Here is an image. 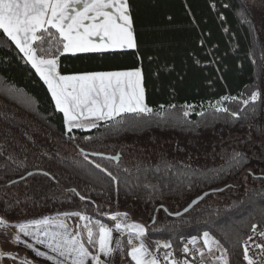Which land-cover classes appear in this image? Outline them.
<instances>
[{
    "label": "trees",
    "instance_id": "obj_1",
    "mask_svg": "<svg viewBox=\"0 0 264 264\" xmlns=\"http://www.w3.org/2000/svg\"><path fill=\"white\" fill-rule=\"evenodd\" d=\"M128 1L136 50L65 53L58 69L140 68L152 111L88 130L67 131L47 86L0 34V217L20 224L80 212L95 233V221L115 229L108 213L130 211L174 255L207 231L228 264H247L244 241L264 225V0ZM127 241L125 264H134Z\"/></svg>",
    "mask_w": 264,
    "mask_h": 264
},
{
    "label": "snow or ice",
    "instance_id": "obj_2",
    "mask_svg": "<svg viewBox=\"0 0 264 264\" xmlns=\"http://www.w3.org/2000/svg\"><path fill=\"white\" fill-rule=\"evenodd\" d=\"M0 34L19 49L26 63L31 65L47 86L55 108L64 115L68 132L73 128L97 127V121L113 119L122 113L152 111L145 103L142 73L139 69L77 75H61L57 71L58 57L65 53L74 55L136 47L127 0H0ZM45 43L48 44L47 48L44 47ZM38 51L46 55L38 56ZM53 51L55 55H52ZM258 97L259 93L253 92L249 100L255 102ZM243 103L247 104L249 101ZM88 120L92 122L86 125L84 121ZM96 167L100 168V165ZM107 174L111 176L110 172ZM80 198L85 199L83 196ZM65 215L78 216L82 221H87L81 226L86 231V237L79 233L74 235L64 221H51L47 218L16 225H10L0 218V228L9 226L17 228L13 243L18 245L22 243V234L23 237H31L36 245H43L49 249L55 255H48L36 249L33 244L25 243V247L34 251L37 256L52 261L53 264L67 262L108 264L103 258L111 257L113 254V229L97 220L94 233L90 226L92 223L90 217L80 212ZM118 217L121 219L115 224V229L127 230L130 233L127 241L131 245L128 256L134 264H190L187 260L183 262L176 260L174 251H165L161 259L158 255L160 249H172L171 242L156 241V248L149 250L140 239L146 235V227L139 223H127V213H116L111 215L110 219L117 221ZM39 224L49 227L41 229ZM256 227L252 226L254 234ZM53 228L55 230H51ZM256 235L264 238V232ZM133 236L140 239L139 244H133ZM200 239L193 236L184 245L182 252L192 255L193 260L199 255L203 264L205 251L196 248L193 252L188 246L191 244L195 247ZM202 240L209 254H212L215 248L221 253L217 260L222 261V264H228L227 249L223 248L219 240L207 231L203 232ZM120 247L118 242L115 248ZM253 247L256 252L254 256H250L249 249ZM4 257L5 254L0 251V258ZM8 258L15 259L11 256ZM243 258L247 264H264V243H258L255 236H249L244 241Z\"/></svg>",
    "mask_w": 264,
    "mask_h": 264
},
{
    "label": "crops",
    "instance_id": "obj_3",
    "mask_svg": "<svg viewBox=\"0 0 264 264\" xmlns=\"http://www.w3.org/2000/svg\"><path fill=\"white\" fill-rule=\"evenodd\" d=\"M127 2H128V6H129V1L127 0ZM129 10H130V7H129ZM130 13H131V11H130ZM131 17H132V15H131ZM132 21H133V19H132ZM133 29H134V25H133ZM134 36H135V31H134ZM135 41H136V47L135 48H132V49H130V48L119 49L118 48V49L109 50V51H106V52H118V51H126V50H136L137 47H138L136 36H135ZM94 53H101V52H94ZM66 54H71V53H66ZM76 54H81V53H76ZM71 55H73V54H71ZM138 69L142 73V86L144 88L143 72H142V70L140 68H138ZM134 70H137V69L117 70V71H134ZM57 71L59 72L58 67H57ZM105 72H116V71H105ZM73 75H77V74H73ZM144 92H145V89H144ZM145 103L147 104L146 98H145ZM91 122H92L91 120L84 121V123L86 125L90 124ZM49 220L56 221L58 219L52 218V219H49ZM61 221H63V220H61ZM65 223L67 224L68 230L71 231L74 235L78 233L77 223H69V222H65ZM14 225H16V224H14ZM33 226L36 227L37 225H33ZM38 226L41 229L49 227L48 225H44V224H39ZM7 229H8L7 230L8 235L10 234L9 235L10 236V243H12V245L14 246L13 250H11L13 252L12 254L15 255V256L18 255L17 258L20 257L18 259V261L14 262V264H23V262H25V261L27 262V264H53L52 261L47 260L44 257L37 256L34 251H32L31 249L25 247V243L33 244L36 249H38L39 251L45 252L48 255H55L54 253H51L49 249L45 248L43 245H36L35 241L32 240L31 237H23L22 234H21L22 243H20L19 245L16 244V243H13L14 236L17 234L18 230L15 227H8ZM51 230H55V229L53 228ZM125 234L128 236V239H129L130 238V234L129 233H125L124 231H121V230L117 231L116 229H113V231H112L113 247H114L113 254H112L111 257H104L103 258V259L106 260V262H108V264H125V260H124V256H123V235H125ZM140 239L143 240V243L149 248V250L152 248L151 243H150V239L147 236H144V237H142ZM140 239H136L133 236V238H132L133 244H139L140 243ZM118 242L120 243L121 247L117 249V248H115V245ZM196 245H195L196 248H201V249H203L205 251V257H204L203 260L206 262V264H217L216 261H214L212 258H210V256H209L210 254L207 252L205 247H203V244H202V242L200 240H199V242ZM130 247H131V245H129V248ZM191 256L192 255H190V254H188V255L185 254L184 257H183L184 261L185 260L190 261V264H202L201 260L200 261L199 260H195V259L193 260V258ZM58 259H61V258L58 257ZM67 264H70V262H67Z\"/></svg>",
    "mask_w": 264,
    "mask_h": 264
},
{
    "label": "rangeland",
    "instance_id": "obj_4",
    "mask_svg": "<svg viewBox=\"0 0 264 264\" xmlns=\"http://www.w3.org/2000/svg\"><path fill=\"white\" fill-rule=\"evenodd\" d=\"M98 122L99 121H97L96 123H98ZM261 142L263 143V145H262L263 146L262 147V153H263V157H264V137L262 138ZM116 213H127V217H126V222L127 223H139V224H143L146 227V229H147V223L141 217H138V216L133 215L130 211H113V212L108 213V216L111 217V215H114ZM87 217H89V216H87ZM54 219L63 220L65 222H69V223H77V228H78V226H79L80 223L81 224L87 223V221H82L78 216H66L65 214H62L60 216H57ZM120 219L121 218L118 217V219H117V221H115V223L120 222ZM92 220L93 219L91 218V221ZM9 224L10 225H14L12 223H9ZM90 226L92 227V223L90 224ZM9 227H12V226H9ZM7 228L8 227H6V228H0V251H2L5 254V257L4 258H0V262H1L0 264H14V262L18 261V259L20 258V257L17 258L18 255L15 256V255L12 254L13 252L11 250H13V247L14 246L12 245V243H10V236H9L10 234L8 235V233H7V230L8 229ZM121 231H124L125 233H129L127 230H123L122 229ZM156 241H161V243L165 242V241H162V240H156V239L153 240V239H150V243H151V246H152V248L150 250H154L156 248V244H155ZM200 241L203 244L202 236H201ZM196 246L194 248H196ZM203 247H204V245H203ZM205 249L207 250L206 247H205ZM165 251H172V250L171 249L166 250V249L161 248L160 251H159V253H158V255L161 258H163V255H164V252ZM220 255H221V253L220 252H217V250L214 248L213 249V253L210 254L209 256L214 261H216L217 264H222V261L217 260V257H219ZM9 256L15 257V259L8 258ZM200 260H201V257H200L199 261ZM183 261H184V258H183ZM203 264H206V262L204 260H203Z\"/></svg>",
    "mask_w": 264,
    "mask_h": 264
},
{
    "label": "built area",
    "instance_id": "obj_5",
    "mask_svg": "<svg viewBox=\"0 0 264 264\" xmlns=\"http://www.w3.org/2000/svg\"><path fill=\"white\" fill-rule=\"evenodd\" d=\"M257 227H256V234H258V233H260V232H264V225H262V224H258V225H256ZM256 234H254L253 232H252V230H251V232H250V235L249 236H255V241L256 242H258V243H264V238H261V237H259L258 235H256ZM247 240V239H246ZM250 244L252 243L251 241L249 242ZM190 248H192V250H193V252H195V249L196 248H194L192 245H188ZM244 246V245H243ZM255 252H256V249L253 247V248H250L249 249V255L250 256H254V254H255ZM174 258L176 259V260H178V261H181V262H183V257L182 256H180V255H174ZM162 259V258H161ZM200 259V256L199 255H196V257H195V260H199Z\"/></svg>",
    "mask_w": 264,
    "mask_h": 264
},
{
    "label": "water",
    "instance_id": "obj_6",
    "mask_svg": "<svg viewBox=\"0 0 264 264\" xmlns=\"http://www.w3.org/2000/svg\"><path fill=\"white\" fill-rule=\"evenodd\" d=\"M99 156H105V155H99ZM208 193H204L203 195H201L200 197L196 198L195 200H193L185 209H183L182 211H180L179 213L173 214L174 217H179L182 216L184 214H186L187 212H189L191 209H193V207H195L202 199H204L207 196Z\"/></svg>",
    "mask_w": 264,
    "mask_h": 264
}]
</instances>
